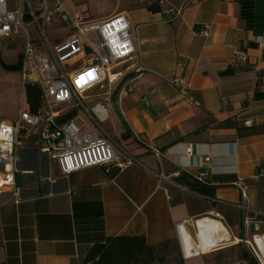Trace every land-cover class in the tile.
I'll return each mask as SVG.
<instances>
[{"label": "crops", "instance_id": "obj_1", "mask_svg": "<svg viewBox=\"0 0 264 264\" xmlns=\"http://www.w3.org/2000/svg\"><path fill=\"white\" fill-rule=\"evenodd\" d=\"M112 1L103 16L125 15L142 71L119 99L116 83L113 92L96 87L84 100L99 98L88 109L105 106L99 126L137 162L113 178L101 166L63 175L58 160L42 153L26 131L17 153L20 198L8 190L0 194V264H91L84 261L90 247L117 235H141L150 245L170 241L178 264H244L241 240L264 227V182L258 178L264 168V0H258L251 26L239 0ZM150 4L158 11L148 10ZM181 4L174 16L170 9ZM235 49L247 53V62L234 60ZM134 66L113 71L133 77ZM174 77L183 85L172 84ZM110 110L106 130L100 123L111 118ZM69 113L84 132L97 130L80 109L64 115ZM203 170L204 182L189 179ZM237 182L246 187V209ZM210 219L221 227L203 234L200 222ZM262 234L252 244L264 256ZM182 241L194 251L186 255Z\"/></svg>", "mask_w": 264, "mask_h": 264}, {"label": "built area", "instance_id": "obj_2", "mask_svg": "<svg viewBox=\"0 0 264 264\" xmlns=\"http://www.w3.org/2000/svg\"><path fill=\"white\" fill-rule=\"evenodd\" d=\"M182 6L170 9L171 13L176 16ZM56 15L67 24L69 33L60 42L52 44L41 24L50 23ZM34 25L40 28L41 36L30 35L29 27ZM20 31L25 36L19 69L22 89L25 90L26 85L36 86L41 93L42 104L36 112L23 106L13 122L0 121V194L8 190L15 199L20 198L15 176L18 172L17 149L21 145V129L35 135L36 145L42 153L58 160L63 175L90 166H101L106 172L111 167L121 170L137 162L135 156L124 150L99 126V121L106 116L105 106L95 104L88 109L84 104L88 91L96 87L109 90L115 82L118 83L116 92L119 99L131 90L134 80L142 71L136 62L137 50L125 15L120 13L104 19L85 18L79 12H68L60 0H39V6H34L30 0H20L16 9L9 10L7 0H0V38ZM200 32L207 34L206 29ZM260 42L264 45V36ZM233 55L235 61L244 63L248 60L247 53L242 50L235 49ZM77 63H80L77 69L70 73L65 71L64 66ZM127 63L135 64L137 75L126 76L123 71L129 69L128 66L113 71ZM170 82L183 85L177 77ZM72 108H83L97 130L84 132L83 126L75 123L74 119H62L65 112ZM134 138L143 143L135 134ZM151 149L155 154L162 155L158 149ZM187 151L190 152V148ZM207 174V170H203L194 178L204 182ZM258 178L264 182V168L260 170ZM236 185L242 198L240 206L246 209V187L241 182ZM182 228L184 226L180 224V231ZM258 234L254 233L250 239L241 241L256 264H264V256L259 255L252 244Z\"/></svg>", "mask_w": 264, "mask_h": 264}, {"label": "rangeland", "instance_id": "obj_3", "mask_svg": "<svg viewBox=\"0 0 264 264\" xmlns=\"http://www.w3.org/2000/svg\"><path fill=\"white\" fill-rule=\"evenodd\" d=\"M30 1L34 6H39V0H30ZM63 1L65 4V8L68 12L74 13L75 11H79L82 12V14L85 16H92L94 19H104L105 17L103 16L104 13L103 9H105V6L113 2L112 0H63ZM7 2L10 7L15 8L19 5L20 0H7ZM100 7L102 9H100L99 11L98 8ZM41 26L42 29H44L45 32L47 33L49 37V41L51 43L52 41H54L53 43H58L61 40H63L65 37L56 38L55 40L54 38L63 36L69 30L67 24L60 19L59 15L54 16L53 21L50 24L47 25L45 23H42ZM29 32L32 37L41 36V30L37 25L29 27ZM23 43H24L23 31H20L17 34H13L7 38H0V120L1 119L7 121L16 120L18 116V112L22 106L23 89L21 85L19 70L7 69L6 67H4L3 64L6 63L8 65H11L17 63V60L19 59V56L21 55L23 50ZM79 66L80 63H77L72 66L66 65L64 66V69L67 73H70L75 69H77ZM116 83L117 82H115L111 86L112 92L115 90ZM100 91H104V89H101ZM96 100H99V98L87 99L84 100V104L87 108H89L95 103ZM111 103L116 113L120 116L119 107L117 105L116 99L111 100ZM109 112L111 118L106 122L100 123L101 126L106 130H109V126L110 124H112L113 113L111 110ZM80 114L82 118H87V120L89 121L91 120L89 119L88 113L83 108L80 109ZM77 122L80 121L77 120ZM87 123H88L87 130H92V128L89 125V122ZM23 140L25 141L21 144V146H23L26 142V139ZM17 153H18V149H17ZM258 233L259 234L264 233V227H262V229ZM260 238L262 239V242L258 244L260 245L261 248H264V234H262ZM254 248L260 255V252L257 249V247L254 246ZM160 264H178L176 250L172 248L169 254L166 255V257L164 258V260L160 262Z\"/></svg>", "mask_w": 264, "mask_h": 264}, {"label": "trees", "instance_id": "obj_4", "mask_svg": "<svg viewBox=\"0 0 264 264\" xmlns=\"http://www.w3.org/2000/svg\"><path fill=\"white\" fill-rule=\"evenodd\" d=\"M241 5V17L246 21L248 26L254 22L255 12L258 5V0H239ZM150 11H158L159 7L156 4L147 6ZM21 58L16 64L8 65L4 63L7 69H20ZM226 71L225 73H228ZM24 107L31 112H36L42 104L41 93L36 86L26 85L24 90ZM72 114L62 116V119H70ZM26 135V130L21 129L20 138ZM129 133L123 134L122 138H127ZM135 139V138H134ZM136 140V139H135ZM137 141V140H136ZM139 142V141H137ZM118 169L111 167L109 172H106L108 177L113 178ZM182 178H178L181 181ZM194 183H201L195 178L189 177ZM170 241L162 242L155 245L147 243L144 236H129L117 235L107 237L104 242L93 244L85 255L84 261L91 264H151L155 261H163L166 255L169 254ZM242 259L244 264H256V260L252 257L248 250H244Z\"/></svg>", "mask_w": 264, "mask_h": 264}, {"label": "bare ground", "instance_id": "obj_5", "mask_svg": "<svg viewBox=\"0 0 264 264\" xmlns=\"http://www.w3.org/2000/svg\"><path fill=\"white\" fill-rule=\"evenodd\" d=\"M199 220H203V219H199ZM199 220L197 221V227H198ZM220 227L221 226L216 225V223L214 221H212V219L200 222V228H201V231L203 234H208L209 232H215L216 230L220 229ZM221 234L224 235L223 231H221ZM181 238H182V230H181ZM209 238H210V236H209ZM182 245H183V248L187 254H190L191 252L194 251V247H192L190 244H188V242L182 241Z\"/></svg>", "mask_w": 264, "mask_h": 264}, {"label": "water", "instance_id": "obj_6", "mask_svg": "<svg viewBox=\"0 0 264 264\" xmlns=\"http://www.w3.org/2000/svg\"><path fill=\"white\" fill-rule=\"evenodd\" d=\"M250 229L253 231H258V229H259L258 224H256V223L250 224Z\"/></svg>", "mask_w": 264, "mask_h": 264}]
</instances>
